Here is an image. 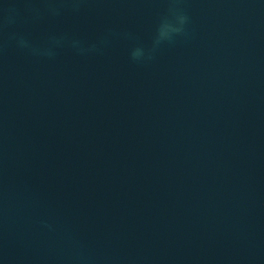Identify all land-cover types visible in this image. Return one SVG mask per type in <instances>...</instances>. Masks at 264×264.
Segmentation results:
<instances>
[{
    "label": "water",
    "instance_id": "water-1",
    "mask_svg": "<svg viewBox=\"0 0 264 264\" xmlns=\"http://www.w3.org/2000/svg\"><path fill=\"white\" fill-rule=\"evenodd\" d=\"M0 264H264V0H0Z\"/></svg>",
    "mask_w": 264,
    "mask_h": 264
},
{
    "label": "clouds",
    "instance_id": "clouds-1",
    "mask_svg": "<svg viewBox=\"0 0 264 264\" xmlns=\"http://www.w3.org/2000/svg\"><path fill=\"white\" fill-rule=\"evenodd\" d=\"M187 19H188L187 16L180 15L177 17L176 24L169 22L167 20L162 22L157 31V36L155 38L154 43L156 45H159L164 40L170 41L172 39L173 34H179L183 31V25L187 22ZM142 56H143V50L140 48L135 49L132 53V57L135 60L140 59Z\"/></svg>",
    "mask_w": 264,
    "mask_h": 264
}]
</instances>
